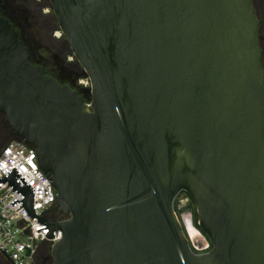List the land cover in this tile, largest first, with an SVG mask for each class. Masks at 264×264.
Instances as JSON below:
<instances>
[{
  "label": "water",
  "instance_id": "water-1",
  "mask_svg": "<svg viewBox=\"0 0 264 264\" xmlns=\"http://www.w3.org/2000/svg\"><path fill=\"white\" fill-rule=\"evenodd\" d=\"M50 2L91 101L34 63L0 13V113L56 189L53 264H264L254 0ZM181 192L198 217L189 236Z\"/></svg>",
  "mask_w": 264,
  "mask_h": 264
},
{
  "label": "built area",
  "instance_id": "built-area-1",
  "mask_svg": "<svg viewBox=\"0 0 264 264\" xmlns=\"http://www.w3.org/2000/svg\"><path fill=\"white\" fill-rule=\"evenodd\" d=\"M79 83L85 87L90 86L89 78L87 81L82 79ZM17 187H28L32 192L33 213L26 207L27 194ZM56 195L55 187L39 164L35 147L24 140L12 138L0 149L2 256L13 264H46L42 253L46 248L52 249L63 237L61 230L53 231L50 236L51 227L43 220L44 217L60 220L56 217L54 208ZM191 202L192 199L186 192H181L175 199L179 211L188 207ZM189 213L192 214L191 211Z\"/></svg>",
  "mask_w": 264,
  "mask_h": 264
},
{
  "label": "rangeland",
  "instance_id": "rangeland-1",
  "mask_svg": "<svg viewBox=\"0 0 264 264\" xmlns=\"http://www.w3.org/2000/svg\"><path fill=\"white\" fill-rule=\"evenodd\" d=\"M19 0H0V5L2 2H9L13 3ZM42 7L41 12L42 14H51L53 16L50 30H48V35L46 34V30H42L39 26H37L34 22L25 21L22 17L24 14V10H21L19 8H16L15 6H12L11 9H4L0 6V10L3 11V13H6L8 17H10L18 26L19 31H21L23 37L25 38L26 42L28 43L30 50L32 52V55L34 59L37 62H43L47 63L48 69L52 70V65L58 64L61 62L62 57L64 56V35L60 34V27L58 20H54V12L51 5L50 0H37ZM3 8V9H1ZM22 9H27L25 7H21ZM22 13V15H21ZM21 15V16H20ZM56 17V16H55ZM72 57L70 56L68 58V61H71ZM87 75V74H86ZM87 81V79H83ZM90 81V80H89ZM80 84V83H79ZM91 84V83H90ZM84 86V85H83ZM90 87V86H89ZM8 141L2 142L0 141V149L1 147L7 143ZM187 210L191 211L192 214L186 212ZM176 211L178 213V216L181 220V222L184 225L185 231L187 235L189 236V232L192 231V229H199L198 225V217L196 214V207L195 204L192 202L188 204V207L183 208L181 211L178 210V207L176 208Z\"/></svg>",
  "mask_w": 264,
  "mask_h": 264
},
{
  "label": "trees",
  "instance_id": "trees-1",
  "mask_svg": "<svg viewBox=\"0 0 264 264\" xmlns=\"http://www.w3.org/2000/svg\"><path fill=\"white\" fill-rule=\"evenodd\" d=\"M0 13L3 16H5L6 18H8L13 23L15 28L19 31L17 24L10 17H8L6 15V13H3L2 10H0ZM55 19H56V17L54 16V20ZM56 21H57V19H56ZM19 33H20L21 39L24 41V43L28 47V50L32 56V60L34 63L42 65L45 68L46 72L48 74L52 75L53 77H55L60 83L69 84L71 87L78 90L79 93L85 98V100L87 102L91 101L90 87H85V86L79 84L80 80L85 79V78L87 79L88 76L86 75L81 64L78 62L76 57L73 55L71 47H70V45L66 39H64V56L62 57L61 62L58 64L54 63L52 65L53 69L50 70L47 67V63L37 62L34 59L32 52L30 50V47H29L28 43L26 42L25 38L23 37L21 31H19ZM70 56L73 58V60L68 61V58ZM10 140H7V141H10ZM192 203L194 204L193 201H192ZM175 207H177L176 203H175ZM211 247H212V245H211ZM47 249H49L47 251H49V252L51 251V248H47ZM43 257L46 259V264H53L52 260L48 257L47 254L43 255ZM5 262H6V258L0 254V263L5 264Z\"/></svg>",
  "mask_w": 264,
  "mask_h": 264
},
{
  "label": "flooded vegetation",
  "instance_id": "flooded-vegetation-1",
  "mask_svg": "<svg viewBox=\"0 0 264 264\" xmlns=\"http://www.w3.org/2000/svg\"><path fill=\"white\" fill-rule=\"evenodd\" d=\"M36 1L37 0H19L13 3L2 2L0 6L3 7L4 9H11L13 8L12 6H15L16 8L24 10V14L22 15L21 13V15L23 16L22 18L25 21L34 22L42 30H46V34L48 35V30H50L51 28L50 27L52 21L51 18H53V16L47 13L42 14L41 12L42 7ZM21 7H25L27 9H22ZM254 7L256 9L257 18L261 21L259 33H260V45L263 50V60H264V0H254ZM11 138L13 137L11 134V129L6 122V117L4 114L0 113V141L2 140V142H5L7 140H10ZM47 250L49 249L46 248L45 252H43L42 255L47 254L48 257L53 262L52 254H51L52 252L51 251L49 252ZM5 264H13V263L6 259Z\"/></svg>",
  "mask_w": 264,
  "mask_h": 264
}]
</instances>
